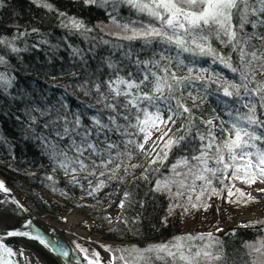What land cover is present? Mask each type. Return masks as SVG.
Listing matches in <instances>:
<instances>
[{"label":"trees","instance_id":"1","mask_svg":"<svg viewBox=\"0 0 264 264\" xmlns=\"http://www.w3.org/2000/svg\"><path fill=\"white\" fill-rule=\"evenodd\" d=\"M46 2L52 5L51 10L34 0H0V40L4 41L0 43V57L4 58V62L0 63V74L12 80L11 86L0 82V172L38 215L63 223L67 214L78 210L95 223V229L106 239L125 243L112 245L109 249L132 246L145 248L150 242L160 244L175 236L188 235L180 232L179 220L173 211L179 198L176 193L179 191L182 193L180 196H187L195 178L188 176L185 179L184 176H177L172 171V166L178 164L182 157L191 158L199 154L195 151L202 143L198 134L207 135L211 127L206 121L219 117L220 119L213 121L218 129L221 120H230L227 115L229 110L233 111V115L236 107H240L241 112L247 111L242 104L248 102V97L241 102L236 97L223 95L226 82L239 83V72L233 73L219 62L212 63V57L191 56L189 53H184L181 57L185 61L184 65L176 67V62L173 61L172 70L177 76L189 75L188 67L193 68V76L200 74V68H207L208 72L202 75L215 81L206 90L210 94L206 95L203 101L195 99V104L193 97L205 96V90L201 88L202 82H197L194 88L184 92L183 103L192 109L195 117L191 133L179 146H173L167 159L156 164H150L155 157L146 156L145 148L144 151L135 150L131 160L124 161L128 173L123 170L119 172L122 179L107 181L106 187L89 195L96 187L97 179H83L84 174L77 172L74 175L79 183H69L72 175H65L58 160L53 159L51 155L49 143L58 144L60 148L69 143L68 138L61 140L57 137L52 127H44L55 113L42 116L34 109L45 110L55 106L60 108L61 113L67 111L69 119H74L71 113L86 112L87 115L83 116L82 120L83 123L89 124L88 117L95 115L96 109L102 107L96 103L94 82H100L103 90V82L109 78L111 71L105 58L111 57L113 61L119 62L124 67L122 74L128 71L135 73V66L122 59L123 51L131 47L134 52H139L140 59H147L151 56L152 48L159 51L160 46L153 44L151 48H145L142 40L126 41L114 35L130 34L124 33L117 23L123 24L138 18L147 22L145 15L138 16L136 11L127 5L120 4L118 9L113 11L111 5L98 7L86 4L84 0ZM60 13L65 15L61 16ZM113 16L117 23H113ZM69 17L83 21L88 30L72 28ZM65 24L69 26L65 27ZM246 31L250 33L254 30L249 25ZM256 31L264 32V28ZM103 41L110 43L105 44ZM211 44L221 56H230L234 67H242L238 54L232 50L231 45L225 46L215 37L211 38ZM252 44L260 47L257 40H253ZM114 45L124 47L114 48ZM12 47L20 51L14 52ZM175 54V51L171 53L172 56ZM253 70L256 72L255 80L264 81V75L260 74L259 62H255L249 69ZM218 87L220 91H216ZM188 91H192V97L188 96ZM86 92L89 94L86 95ZM240 92L243 95V89ZM257 100L258 98H253V102ZM62 103L68 105L67 110L61 107ZM85 105L95 107L85 108ZM262 111L264 109L257 103L258 115ZM187 116L188 114H184V117L176 118L170 136L186 135V125L189 123ZM30 117H35V120ZM224 127L229 125L224 124ZM213 131L217 137L221 136L220 131ZM41 137H47V140ZM142 137V133L138 135V142ZM113 138H116L115 135ZM160 149L158 153L163 156ZM195 163L192 161V164ZM129 165L139 167L131 168ZM210 166L215 165L210 161ZM186 171L182 164L176 169V172ZM230 173L232 174L231 169L228 171V174ZM145 175L147 180L142 178ZM217 175L219 178L213 180L212 187L222 184L223 174ZM168 179L176 181L170 185V191L154 190L158 181ZM89 180L92 181L91 185ZM181 180L185 181L184 187L180 186ZM223 183L230 184L229 179H223ZM202 184V181L195 180V189L200 188ZM43 191L48 192L51 198L45 197ZM125 192L131 194L128 200H125ZM122 200L123 208L120 207ZM113 212L117 214L113 216ZM189 234L196 236L198 233ZM214 236L222 242L226 257L225 261L217 264H251L252 260L260 256L253 251V247L259 246L258 242L264 240V223H256L252 227L226 229ZM194 243L204 244L207 241L196 240ZM87 254L92 257L88 252ZM113 254L120 255L115 252ZM125 255L127 257V254ZM116 264L121 262L117 260Z\"/></svg>","mask_w":264,"mask_h":264},{"label":"snow or ice","instance_id":"2","mask_svg":"<svg viewBox=\"0 0 264 264\" xmlns=\"http://www.w3.org/2000/svg\"><path fill=\"white\" fill-rule=\"evenodd\" d=\"M42 3L45 8L52 9V5L46 0H34ZM86 4L98 7L112 6L113 11L118 9L120 4L127 5L134 9L136 13L145 15L147 22L130 20L119 24L113 16V23L122 29L126 35L115 33L119 39L126 41L142 40L145 48H151L153 44L159 45L160 50L152 48L151 56L147 59H140L139 52H134L131 47L123 51L122 59L134 65L136 72L128 71L124 73V67L119 62L113 61L111 57L105 58L107 67L111 70L109 78L103 82V90L100 82H94V91L97 93L96 103L102 107L96 109V114L88 117L90 123H83L82 117L86 112L71 113L74 119H69V113H61L60 108L53 106L45 110L39 108L34 111L40 112L42 116L55 115L45 123L44 127H52L55 135L61 140L68 138L69 143L60 148L58 144L49 143L52 149L53 159L58 160L59 167L65 175H72L69 183H79L77 172L83 173V179L94 177L97 185L89 195L107 186V181L122 179L119 172L123 170L128 173V167H124L125 159L131 160L135 150L144 151L145 144L151 139L153 130L160 132L157 141H153L152 151H155L159 142H163L160 153H156L150 164H156L167 159L168 153L173 146H179L191 133V126L195 120L192 109L183 103L184 92L194 88L197 82H202L201 88L205 90V96L193 97L203 101L206 95L210 94L206 90L214 83V80L205 78L203 73L208 72L207 68H200V74L191 75L192 67H188L189 75L177 76L172 70L173 61L176 67L184 65L182 59L184 53L191 56L212 57V63H221L229 68L233 73L239 72V83L226 82L223 86L225 97H236L239 101L249 100L242 104L247 109L241 112L240 107L229 110L227 115L230 120H221L220 126L213 123L214 117L206 121L211 127L207 135L198 134L202 142L199 148L195 149L199 154L191 158L182 157L178 164L172 166V171L177 176H192L195 180H200L203 184L196 196L200 201L201 197L208 193L210 199L212 195H219L216 188L212 187L213 180L218 179V173L223 174V179H228V171L232 170L231 179L243 180L246 183H255L260 179L264 183V111L257 113V103L264 109V81H256L255 70L249 71L255 62H259L260 74L264 75V32L256 31L264 28V0H84ZM64 16V13H60ZM110 15V13H109ZM71 27L75 29L85 28L83 21L74 17H69ZM251 26L254 31L247 32L246 27ZM68 27V24L64 25ZM33 31H37L33 29ZM215 37L225 46L231 45L232 50L237 52L241 68L234 67L231 57L221 56L212 47L211 38ZM257 40L260 44L258 48L252 44ZM4 41L0 40V43ZM108 44L109 41H103ZM114 48H123V45H114ZM12 51L18 52L20 49L12 47ZM175 51V56L171 53ZM4 58L0 57V63ZM195 63V61H193ZM143 65V67H141ZM153 69H156L154 71ZM251 77V79H250ZM222 79V77H218ZM0 82L11 86L12 80L6 79L0 74ZM254 84V87L250 85ZM243 89V95L240 90ZM199 92L200 89H197ZM216 91H220L218 87ZM86 95L89 93L86 92ZM188 96L192 97V91H188ZM253 98H258L253 102ZM250 105V106H249ZM61 107L67 110L68 105L62 103ZM95 105H85V108H92ZM165 112L167 117L165 118ZM188 114L189 123L186 125L188 132L186 135L176 137L169 136L175 125L176 118L184 117ZM33 121L35 117H30ZM224 124L229 127L225 128ZM163 125V127H161ZM216 129L221 136L217 137ZM143 134L142 140L138 142L137 137ZM227 135H224V134ZM115 135V139L113 136ZM165 137L167 139L165 140ZM47 140V137H41ZM220 143H217V140ZM214 149V151H213ZM71 153V155L69 154ZM152 152H147L146 156H151ZM195 161V164H192ZM210 161L215 166H210ZM179 164H182L187 171L176 172ZM131 168L139 165H129ZM55 170V169H54ZM147 171V169L145 170ZM105 177V179H99ZM147 180L145 175L142 177ZM52 179V177H48ZM221 179V183H223ZM195 180L190 186L195 190ZM176 183L175 180L158 181L155 191H170V185ZM180 186H185V181H179ZM92 181L89 180V185ZM227 187V186H226ZM0 190L8 191L3 181H0ZM260 191H264L261 189ZM240 196L244 193L237 189ZM130 193L125 192V200H128ZM182 195L181 192L176 193ZM235 195L231 188L228 189V196ZM251 199V197H249ZM191 207H205L208 205L192 203V197L188 196ZM120 207H124L121 201ZM188 209L185 208V211ZM257 223H264L258 221ZM248 227L249 225H243ZM218 231H220L218 229ZM12 236H25L24 232H12ZM40 239L39 237H33ZM207 241L204 244H196L194 241ZM41 243H46L41 239ZM259 246L253 247V251L259 253L251 264H264V240L258 242ZM120 255H113L107 264H217L225 261V253L222 242L212 233L191 234L175 236L167 242L148 245L145 248L132 246L130 248L108 249ZM0 251L4 253L0 256V264H9L8 257L15 255L11 248L0 242ZM81 251H86L81 249ZM65 255L67 253H64ZM127 254V257L126 255ZM88 259V264H102L99 252H95ZM131 258V259H129Z\"/></svg>","mask_w":264,"mask_h":264},{"label":"rangeland","instance_id":"3","mask_svg":"<svg viewBox=\"0 0 264 264\" xmlns=\"http://www.w3.org/2000/svg\"><path fill=\"white\" fill-rule=\"evenodd\" d=\"M166 117L167 112H165V118ZM161 127H163V125H161ZM169 127H172V125H169ZM160 135V132L153 130L151 139H149L145 145V152H152V157H155L159 149L163 147V142H159L155 151H152L153 141H157ZM170 135L171 132L169 133V136ZM166 139L167 137H165V140ZM217 143H220L219 140H217ZM231 175V173L228 174L230 184L222 183L220 186L215 185L214 188H216L219 195H212L210 199L208 198V193H205V196L201 197L200 201L196 200L200 188H196L195 190L190 189L188 195L185 197L179 195L173 212L179 220L178 228L182 234H221L226 229L244 227L243 225L252 227L258 221L264 219V195H258L257 192L258 188L264 183H262L260 179H257L255 183H246L243 180L231 179ZM0 178L6 181V177L1 172ZM229 188H231L235 195L231 197L228 196ZM237 189L244 193L243 197L240 196ZM43 194L48 199L51 198L48 192L43 191ZM189 195L192 197V203L200 204L203 202L207 204L208 207H191L188 201ZM249 197H251V199H249ZM21 198L24 200L23 197ZM185 208L188 210L185 211ZM116 214V212L112 213L113 216ZM58 224H60L62 228H66L71 235L73 234L72 241L76 246L86 250L84 252L86 254L88 252L92 256L95 252L99 251L89 243L90 241L100 243L107 249L112 245H125V243L120 244L106 239L95 229V223L85 213L78 210H74L70 214H67L64 222ZM218 229L220 231H218ZM150 243V245L156 244L155 242ZM110 252L113 256V252ZM100 256L102 264H107L101 254ZM89 257L91 258V256Z\"/></svg>","mask_w":264,"mask_h":264},{"label":"water","instance_id":"4","mask_svg":"<svg viewBox=\"0 0 264 264\" xmlns=\"http://www.w3.org/2000/svg\"><path fill=\"white\" fill-rule=\"evenodd\" d=\"M0 181H3L5 187L8 189L9 196L19 212L18 220L21 222L13 228L0 226V242L6 245L10 239H22L36 240L41 243L42 239L46 242L42 243L44 247L59 264H78L76 261L77 247L62 226L36 214L7 181L2 178H0ZM12 232H24L27 235L12 236L10 235ZM33 237H39L40 239H34ZM64 253L67 254L65 255ZM3 255L4 253L0 251V256ZM7 259L9 264H24L22 260H16L13 256Z\"/></svg>","mask_w":264,"mask_h":264},{"label":"bare ground","instance_id":"5","mask_svg":"<svg viewBox=\"0 0 264 264\" xmlns=\"http://www.w3.org/2000/svg\"><path fill=\"white\" fill-rule=\"evenodd\" d=\"M264 184L258 188V195H264ZM18 210L9 196L8 191L0 190V226L13 228L21 222L18 220ZM67 235L73 240L66 228ZM74 243V242H73ZM95 249L99 251L102 257L107 261L112 257V253L103 245L97 242H89ZM6 245L15 253L13 257L16 260H22L24 264H59L44 245L36 240L10 239ZM77 247L76 261L78 264H88V256L84 251ZM89 257V256H88Z\"/></svg>","mask_w":264,"mask_h":264}]
</instances>
